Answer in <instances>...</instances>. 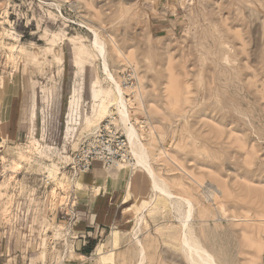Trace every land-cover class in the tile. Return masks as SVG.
Here are the masks:
<instances>
[{
    "label": "rangeland",
    "instance_id": "374dc122",
    "mask_svg": "<svg viewBox=\"0 0 264 264\" xmlns=\"http://www.w3.org/2000/svg\"><path fill=\"white\" fill-rule=\"evenodd\" d=\"M90 26L119 80L134 73L145 107L132 122L154 143L158 176L191 196L195 231L221 264H264V0H0V93L30 113L19 140L5 137L0 121V224L31 234L27 257L0 256V264H100L95 251L75 255L63 219L74 192L87 198L72 156L110 116L98 114L106 97L95 93L110 83ZM127 168L115 188L129 198L124 221L97 247L119 231L114 264H137L132 232L143 215L144 264H188L177 213L154 197L144 171Z\"/></svg>",
    "mask_w": 264,
    "mask_h": 264
},
{
    "label": "bare ground",
    "instance_id": "6f19581e",
    "mask_svg": "<svg viewBox=\"0 0 264 264\" xmlns=\"http://www.w3.org/2000/svg\"><path fill=\"white\" fill-rule=\"evenodd\" d=\"M90 27H91L90 30L92 31L94 35V41H93L92 48L95 50L98 57L102 61V70H101L102 74L106 77V80L110 83V89L108 91L104 92L102 89H100L99 91L95 93V98L100 97L102 93H105V97H106L105 100H102L98 114H99V117H101L105 113L110 114V116L114 114L117 115L119 126L121 127L124 135L127 137L129 147H130V153L134 159V162L131 165L126 164V165H121L120 167L118 166L119 168L118 167L117 169L115 168L116 171L114 172H106V170H104L105 173L108 174L110 181L113 180L116 186H119L123 182V177H122L123 172L126 170L127 167H130L129 169L127 168V170L129 171V174H130V170L144 171L150 179L154 197L159 196L167 200L172 206V208L174 209V211L177 213V219L180 224V234H179L178 240L180 241V250L183 252L187 263L188 264H221L219 260L217 259V257L215 256V254L212 253L211 250L206 246V244L204 243V240L201 238V235H199L193 228L192 221H193V216H194V205H193V200L191 196H184V195L173 193L168 184L167 179H165L164 177L158 176L156 170L154 169V165L152 163V154L154 152L153 149L155 147L154 143L153 142L149 144L144 143L142 134L139 132V129L136 127L134 122H132V118L135 112L142 110L145 107L144 100H143V94L140 91L137 92L138 88L137 89L135 88L133 89V90H136L134 92L135 99L128 100L126 98V94L128 93L129 89H126L122 81L119 80L117 75L112 72L111 65L107 57L106 44L102 41L97 29L92 26ZM119 56L122 57V53L120 51L118 55L113 59L114 63L119 62L118 60ZM176 97L178 98L177 95ZM175 106L178 107L177 105ZM175 106L173 107L174 109H175ZM113 108L115 112L111 111V109ZM1 109L3 112L4 110L3 105H1ZM75 109L78 111L79 109L78 104L72 107L71 112L75 113L76 112ZM237 141H234V142L237 143ZM232 144L234 145V143ZM242 144L240 145V147L245 149L246 147H243ZM253 149H254L253 152H255L254 154H256L255 148ZM248 150H250V148ZM251 156H254L253 153L252 155H250V157ZM250 163H252L251 159H250ZM251 165L252 164H250V166ZM78 179L79 178L76 179V183H78L79 185H82V182L80 181L81 179L77 181ZM263 197L264 196H262V198ZM128 199L129 198H127L126 201ZM254 200L256 201V199ZM219 204L221 205L223 209L224 208L223 202H220ZM259 205L257 206L259 207ZM262 206L264 207V205ZM261 216H263V214ZM144 219L145 217L143 215L138 216L136 226L132 232V237L135 240V245H136L134 256L137 257V264H144L145 261L147 260L146 247L140 238ZM68 234L70 235V231ZM120 235L121 233L119 231L113 232L106 244L104 245L100 244L97 247L95 252H96V255L99 257L98 263L114 264L115 251L118 250L121 245ZM249 240L254 242L251 239ZM258 245H260V243H258ZM107 246H110L112 249L109 254H104L103 252L104 247H107ZM259 247H261V245Z\"/></svg>",
    "mask_w": 264,
    "mask_h": 264
},
{
    "label": "crops",
    "instance_id": "0c3cea01",
    "mask_svg": "<svg viewBox=\"0 0 264 264\" xmlns=\"http://www.w3.org/2000/svg\"><path fill=\"white\" fill-rule=\"evenodd\" d=\"M18 102L13 96L6 98L5 93H0V121L4 123L3 135L17 140L28 132L29 126L26 122L29 118L25 114L30 115L26 109L22 110L21 102ZM1 105L4 107L3 112ZM104 170L100 164H95L90 173L84 176L82 186L85 187L87 198L81 199L83 202L76 201L77 218L74 221L68 219L65 221L71 237L78 240L74 241L78 249L75 252L77 256L85 257L94 253L97 249L98 236L124 221L122 206L127 203L126 195L120 193L118 189L115 190L119 186H116L113 180L110 181ZM12 224L10 226L6 223L0 224V256L13 254L17 259L25 258L29 249L23 243L31 239V234L21 233L18 224L15 222Z\"/></svg>",
    "mask_w": 264,
    "mask_h": 264
},
{
    "label": "built area",
    "instance_id": "2783aa9c",
    "mask_svg": "<svg viewBox=\"0 0 264 264\" xmlns=\"http://www.w3.org/2000/svg\"><path fill=\"white\" fill-rule=\"evenodd\" d=\"M121 81L126 89H135V77L132 71L123 73ZM133 162L127 137L118 125L117 115L114 114L103 121L95 133L80 144L72 156L69 168L72 177L77 179L90 173L95 164H100L103 169L108 171L121 165H131ZM3 164L4 160L0 152V180L4 178ZM73 194L71 205H66L63 208V210L68 209V212L64 211L63 219L70 221L77 218L76 202L74 201L77 200L76 192Z\"/></svg>",
    "mask_w": 264,
    "mask_h": 264
}]
</instances>
